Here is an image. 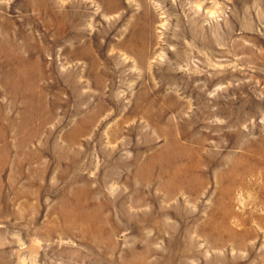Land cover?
I'll return each mask as SVG.
<instances>
[{
    "label": "rangeland",
    "instance_id": "374dc122",
    "mask_svg": "<svg viewBox=\"0 0 264 264\" xmlns=\"http://www.w3.org/2000/svg\"><path fill=\"white\" fill-rule=\"evenodd\" d=\"M0 151V264H264V0H0Z\"/></svg>",
    "mask_w": 264,
    "mask_h": 264
},
{
    "label": "bare ground",
    "instance_id": "6f19581e",
    "mask_svg": "<svg viewBox=\"0 0 264 264\" xmlns=\"http://www.w3.org/2000/svg\"><path fill=\"white\" fill-rule=\"evenodd\" d=\"M106 9H109L110 8V6H111V3H107L106 4ZM63 14V13H62ZM77 14H79V12L77 13ZM73 18V17H72ZM71 18V19H72ZM74 19V18H73ZM56 23H58V24H60V25H62L59 21H56ZM71 23V22H70ZM79 25H82V24H79ZM75 26V25H74ZM72 28V27H71ZM65 31V30H64ZM63 31V32H64ZM67 32V34L69 33V35H70V37L73 39V40H75V43H80L81 41H82V39L83 38H85L86 36H87V34L86 35H84V33L82 32V31H79V30H77L75 27L72 29V30H70V31H65V33ZM52 34H55V33H52ZM68 35V36H69ZM62 36V35H61ZM60 38V37H59ZM132 39H130V41H131ZM8 41H12V43L15 45V41H13V39L12 38H10L9 37V40ZM85 45V44H84ZM76 46H78V45H76ZM16 47H18L19 48V46L17 45ZM84 48H86V49H84ZM84 49V50H83ZM78 52L81 54L82 53V55H85L86 53H89L90 52V48H88V47H85V46H83V48H81L80 50H78ZM151 110V109H150ZM146 111V110H145ZM2 130V129H1ZM35 135V134H34ZM1 140H2V138H1ZM169 147V146H168ZM185 147V146H184ZM8 151V150H7ZM173 151V150H172ZM191 151V150H190ZM0 152H2V151H0ZM181 152H183V151H181ZM187 153H190V152H187ZM193 153H191V155H192ZM194 155V154H193ZM3 156V155H2ZM170 156V155H169ZM1 158V157H0ZM169 159H171V158H169ZM168 160V159H167ZM176 161V160H175ZM181 161V160H180ZM148 162V161H147ZM179 162V161H178ZM177 162V163H178ZM174 163H176V162H174ZM176 163V164H177ZM161 164H163L162 162H161ZM161 166V165H160ZM175 166V165H174ZM150 167H151V165H150ZM186 167V166H185ZM184 167V168H185ZM198 167V166H197ZM196 167V168H197ZM149 168V167H148ZM147 168V169H148ZM180 168H182V167H180ZM179 168V169H180ZM195 168V167H194ZM167 169V168H166ZM194 170V169H193ZM196 171V170H195ZM166 174H167V172H166ZM193 175V174H192ZM171 176V175H170ZM191 176V175H190ZM147 177V176H146ZM149 177H151V176H149ZM195 177V176H194ZM191 178V177H190ZM162 179V178H161ZM169 179V178H168ZM167 179V180H168ZM171 179V178H170ZM169 179V180H170ZM184 179H186V178H184ZM147 180V179H146ZM149 180V179H148ZM160 181H162V180H160ZM173 181V180H172ZM177 181V180H176ZM197 181V180H196ZM149 182V181H148ZM181 182V181H180ZM198 183V182H197ZM148 184V183H147ZM178 184V183H177ZM176 185V184H175ZM185 185V184H184ZM156 186H157V184H156ZM159 186V185H158ZM157 186V187H158ZM180 186V185H179ZM165 187V186H164ZM175 190V189H174ZM174 190H173V192H174ZM183 190V189H182ZM188 190V189H187ZM184 191V190H183ZM171 192V191H170ZM169 194V193H168ZM170 196V195H169ZM167 200V199H166ZM262 224V223H261ZM228 225V224H227ZM222 226V225H221ZM214 231V230H213ZM215 233V232H214ZM248 234L249 233H244V236H248ZM253 234H254V232H253ZM215 235V234H214ZM233 235V234H232ZM231 235V236H232ZM247 238H249V237H247ZM223 242V241H222ZM243 242V241H242ZM217 243V242H216ZM233 244V243H232ZM237 244V243H236ZM236 244H235V246H236ZM242 245H244V243H242ZM235 246L233 245V247L235 248ZM242 249V248H241ZM260 255H261V253H260ZM258 257V256H257ZM263 257V256H262ZM263 259H264V257H263Z\"/></svg>",
    "mask_w": 264,
    "mask_h": 264
}]
</instances>
